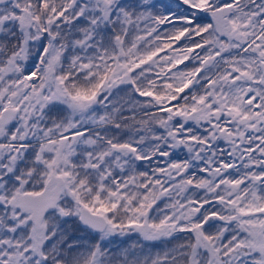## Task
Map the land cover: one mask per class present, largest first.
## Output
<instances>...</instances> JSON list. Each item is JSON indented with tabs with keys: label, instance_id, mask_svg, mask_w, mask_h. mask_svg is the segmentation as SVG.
I'll list each match as a JSON object with an SVG mask.
<instances>
[{
	"label": "snow or ice",
	"instance_id": "snow-or-ice-1",
	"mask_svg": "<svg viewBox=\"0 0 264 264\" xmlns=\"http://www.w3.org/2000/svg\"><path fill=\"white\" fill-rule=\"evenodd\" d=\"M0 264H264V0H0Z\"/></svg>",
	"mask_w": 264,
	"mask_h": 264
},
{
	"label": "flooded vegetation",
	"instance_id": "flooded-vegetation-1",
	"mask_svg": "<svg viewBox=\"0 0 264 264\" xmlns=\"http://www.w3.org/2000/svg\"><path fill=\"white\" fill-rule=\"evenodd\" d=\"M165 2H170V0H165Z\"/></svg>",
	"mask_w": 264,
	"mask_h": 264
}]
</instances>
